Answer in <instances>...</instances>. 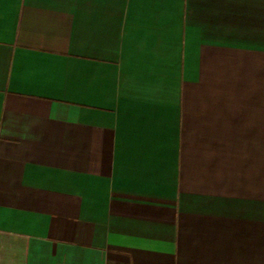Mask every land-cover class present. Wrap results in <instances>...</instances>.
<instances>
[{
	"label": "crops",
	"instance_id": "obj_1",
	"mask_svg": "<svg viewBox=\"0 0 264 264\" xmlns=\"http://www.w3.org/2000/svg\"><path fill=\"white\" fill-rule=\"evenodd\" d=\"M0 264H264V0H0Z\"/></svg>",
	"mask_w": 264,
	"mask_h": 264
}]
</instances>
